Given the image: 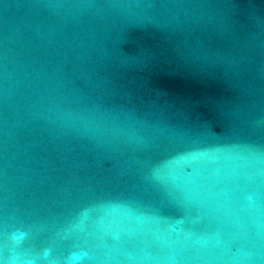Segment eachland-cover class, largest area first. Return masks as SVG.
I'll use <instances>...</instances> for the list:
<instances>
[{"label":"water","instance_id":"1","mask_svg":"<svg viewBox=\"0 0 264 264\" xmlns=\"http://www.w3.org/2000/svg\"><path fill=\"white\" fill-rule=\"evenodd\" d=\"M0 264H264V0H0Z\"/></svg>","mask_w":264,"mask_h":264}]
</instances>
